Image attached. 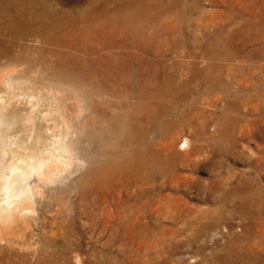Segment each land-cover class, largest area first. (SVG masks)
Returning <instances> with one entry per match:
<instances>
[{
  "label": "rangeland",
  "instance_id": "rangeland-1",
  "mask_svg": "<svg viewBox=\"0 0 264 264\" xmlns=\"http://www.w3.org/2000/svg\"><path fill=\"white\" fill-rule=\"evenodd\" d=\"M47 2L89 18L0 43V80L34 71H10L0 95L37 100L35 120L62 137L68 163L32 178L33 211L6 246L16 259L0 261L264 264V0H143L149 16L104 26L96 0ZM174 75L186 85L165 96Z\"/></svg>",
  "mask_w": 264,
  "mask_h": 264
},
{
  "label": "bare ground",
  "instance_id": "bare-ground-1",
  "mask_svg": "<svg viewBox=\"0 0 264 264\" xmlns=\"http://www.w3.org/2000/svg\"><path fill=\"white\" fill-rule=\"evenodd\" d=\"M96 0L92 2L93 6L89 12L95 17L100 18L104 22L110 19V24L118 21L119 19H137L149 16V11L154 7V3H144L143 0ZM172 2V1H171ZM175 3V2H174ZM184 3V2H183ZM115 4L114 9H110L111 5ZM186 6V5H185ZM171 7V6H170ZM185 9V8H184ZM188 9V8H187ZM191 9V8H190ZM169 10V9H168ZM158 11V10H157ZM161 13V12H160ZM166 13V12H165ZM187 13V12H186ZM90 14V15H91ZM229 14V13H228ZM66 11H58L54 6L52 7L47 0H0V43L5 39L17 35L37 34L41 33L43 37H52L49 35L51 31H62L65 29V24L69 26L71 22L78 20H88L86 18H70L67 16ZM155 17V16H154ZM168 17V16H167ZM170 17V16H169ZM180 17V16H179ZM79 18V17H78ZM105 19V20H104ZM169 19V18H168ZM177 19V18H176ZM85 20V21H86ZM144 21V20H143ZM158 21V20H157ZM160 21V20H159ZM178 21V20H177ZM150 22V21H148ZM186 22V21H185ZM61 23V25H60ZM107 23V22H106ZM138 23V22H137ZM167 23V22H166ZM194 23V22H193ZM108 24V23H107ZM183 24V23H182ZM64 25V26H63ZM109 25V24H108ZM131 25V24H130ZM135 25V24H134ZM165 25V24H164ZM67 26V27H68ZM125 26V25H124ZM225 26V25H224ZM76 27V26H74ZM160 27V26H159ZM172 27V26H171ZM213 27V26H212ZM259 27V26H258ZM131 28V27H130ZM137 28V27H136ZM158 28V27H157ZM75 29V28H74ZM73 29V30H74ZM128 29V28H127ZM146 29V28H145ZM149 29V28H148ZM205 29V28H204ZM208 29V28H207ZM224 29V28H223ZM151 30V29H150ZM258 30V28H257ZM137 31V30H136ZM220 31V30H219ZM226 32V30H223ZM228 31V30H227ZM260 31V30H259ZM107 32V31H106ZM155 32V31H154ZM190 32V31H189ZM217 32V31H216ZM48 35H47V34ZM141 33V32H140ZM166 33V32H165ZM259 33V32H258ZM147 34V33H145ZM159 34V33H158ZM163 34V33H162ZM173 34V33H172ZM225 34V33H224ZM99 35V34H98ZM142 35V34H141ZM187 35V34H186ZM214 36V35H213ZM217 36V35H216ZM58 37V36H56ZM167 37V36H166ZM196 37V36H195ZM212 37V36H211ZM16 38V37H15ZM223 37L219 36L218 39L208 42L206 47L214 49L222 44ZM230 38V37H229ZM12 39V38H11ZM23 39V38H22ZM139 39V38H138ZM152 39V38H151ZM166 39V38H165ZM215 39V37H214ZM227 39V38H226ZM224 39V40H226ZM83 40V39H82ZM140 40V39H139ZM150 40V39H149ZM170 40V39H169ZM187 40V39H186ZM195 40V39H194ZM204 40V39H203ZM145 41V40H144ZM171 41V40H170ZM259 41V40H258ZM9 42L10 39H9ZM150 42V41H149ZM191 42V41H190ZM59 43V41H58ZM73 43V42H72ZM96 43V42H95ZM198 43V42H197ZM14 44V43H13ZM63 44V43H62ZM258 44V43H257ZM16 45V44H15ZM128 45V44H127ZM149 45V44H148ZM49 46V45H48ZM173 46V45H172ZM176 46V45H175ZM185 46V45H184ZM216 46V47H215ZM57 47V46H56ZM194 47V46H193ZM160 48V47H159ZM225 49V48H224ZM26 50V49H25ZM66 50V49H65ZM242 50V49H241ZM60 51V50H59ZM203 51V50H202ZM201 51V52H202ZM257 51V50H256ZM58 52V51H56ZM94 52V51H93ZM200 52V53H201ZM209 52V51H208ZM251 52V51H250ZM259 52V51H258ZM59 53V52H58ZM57 53V54H58ZM80 53V52H79ZM187 53V52H186ZM215 53V52H213ZM235 53V52H234ZM20 53H18L19 55ZM203 54V53H202ZM209 54V53H208ZM218 54V53H217ZM233 54V53H232ZM253 54V53H252ZM251 54V55H252ZM37 55V54H36ZM107 56V54H105ZM6 56V55H5ZM68 56V55H67ZM73 56V55H72ZM83 56V55H82ZM105 56V57H106ZM189 56V55H188ZM208 56V55H206ZM235 56V55H234ZM249 56V55H248ZM43 57V56H42ZM49 57V56H48ZM86 57V56H85ZM108 57V56H107ZM116 57V56H115ZM229 57V56H228ZM227 57V58H228ZM21 58V57H20ZM25 58V57H24ZM60 58V57H58ZM102 58V56H101ZM124 58V57H122ZM205 58V57H204ZM264 58V57H262ZM105 59V58H104ZM207 59V58H206ZM218 59V58H217ZM221 59V58H220ZM24 60V59H23ZM63 60V59H62ZM131 60V59H130ZM47 61V60H46ZM70 61V60H69ZM209 61V60H208ZM32 62V61H31ZM34 62V61H33ZM32 62V63H33ZM58 62V61H57ZM184 62V61H183ZM212 62V60H211ZM222 62V60L220 61ZM226 62V61H225ZM26 63V62H24ZM35 63V62H34ZM51 63V62H50ZM98 63V61H97ZM108 63V62H107ZM153 63V62H152ZM180 63V62H179ZM185 63V62H184ZM190 63V62H189ZM188 63V64H189ZM209 63V62H208ZM215 64V62H213ZM217 63V62H216ZM228 63V62H227ZM15 64V63H14ZM27 64V63H26ZM38 64V63H37ZM84 64V63H83ZM127 64V63H126ZM125 64V65H126ZM156 64V63H155ZM25 65V64H24ZM57 65V63H56ZM151 65V64H150ZM149 65V66H150ZM206 65V64H205ZM208 65V64H207ZM252 65V64H251ZM116 66V65H115ZM148 66V67H149ZM163 66V65H162ZM181 66V65H180ZM211 66V65H210ZM224 66V65H223ZM3 67V66H2ZM7 67V66H6ZM30 66L19 68L20 70L10 69L9 72L25 73L31 81L30 77L34 76L33 70ZM38 67V66H37ZM44 67V66H43ZM165 67V66H164ZM184 67V66H183ZM189 67V66H188ZM213 67V66H212ZM211 67V69H212ZM217 67V66H215ZM254 67V66H253ZM1 68V67H0ZM66 68V67H65ZM126 68V67H125ZM154 68V67H153ZM36 69V68H35ZM68 69V68H67ZM191 69V68H190ZM60 70V69H59ZM62 70V69H61ZM192 70V69H191ZM205 70V69H204ZM214 70V69H213ZM245 70V69H244ZM5 71V70H4ZM66 71V70H65ZM157 71V70H156ZM189 71V70H188ZM193 71V70H192ZM7 72V71H6ZM5 73L4 77L0 80L2 82L13 75V73ZM72 72V71H71ZM116 72V71H115ZM159 72V70H158ZM164 72V71H163ZM176 72V71H175ZM200 72V71H199ZM206 72V71H205ZM214 72V71H213ZM58 73V72H57ZM60 73V72H59ZM99 73V72H98ZM118 73V72H117ZM143 73V72H142ZM178 73V72H177ZM41 74V73H40ZM49 74V73H48ZM53 74V73H52ZM51 74V75H52ZM163 74V73H162ZM180 74V73H179ZM190 74V73H189ZM215 74V73H214ZM16 75V74H15ZM22 75V74H21ZM42 75V74H41ZM50 75V76H51ZM118 75V74H117ZM128 75V73H127ZM143 75V74H142ZM207 75V74H205ZM23 76V75H22ZM43 76V75H42ZM57 76V75H56ZM132 75H130L131 78ZM176 75L169 77L165 82L169 90L165 92V96L170 94H178L183 90V85L176 83ZM18 77V76H17ZM193 77V76H192ZM35 78V77H34ZM44 78V77H43ZM69 78V77H68ZM199 78V77H198ZM11 79V78H10ZM39 79V78H38ZM200 79V78H199ZM202 79V77H201ZM215 79V78H214ZM24 80V79H23ZM45 80V79H44ZM178 80V79H177ZM190 80V79H189ZM205 80V79H204ZM2 81V82H1ZM22 81V80H20ZM210 81V80H209ZM216 81V80H215ZM7 82V81H6ZM47 82V81H46ZM108 82V81H107ZM132 82V81H131ZM157 82V81H156ZM212 82V81H211ZM214 82V81H213ZM21 83V82H20ZM24 83V82H23ZM44 83V82H43ZM91 83V82H90ZM11 84V82H10ZM9 84V85H10ZM13 84V83H12ZM27 84V83H26ZM30 84V83H29ZM59 84V83H58ZM72 84V83H71ZM4 85V84H3ZM8 85V86H9ZM5 86V85H4ZM7 86V85H6ZM12 86V85H11ZM10 86V87H11ZM16 86V85H15ZM49 86V85H48ZM21 87V86H20ZM33 87V85H32ZM45 87V86H44ZM43 87V88H44ZM133 87V86H132ZM12 88V87H11ZM9 89V87H8ZM14 89V88H13ZM35 89V88H34ZM10 90V89H9ZM8 90V91H9ZM39 90V89H38ZM37 90L38 94L40 93ZM166 90V89H165ZM41 91V90H40ZM43 91V90H42ZM52 91V90H51ZM144 91V90H143ZM154 91V90H153ZM35 92V93H37ZM44 92V91H43ZM47 92V91H46ZM149 92V91H148ZM19 93V92H18ZM28 93V92H27ZM150 93V92H149ZM157 93V92H155ZM17 93L9 91L6 95H0V252L3 257L12 261L15 258L13 249L12 252L8 251L6 246H13L14 241H11L14 233L11 231V225L20 219L28 217L32 211V204L34 202V186L32 178L36 177L38 181L50 180L55 174L61 171V167L65 164L66 158L62 155L66 147L62 137H58L54 133H49V127L43 125L35 120L33 112L37 108L34 99V104L28 105L23 103L20 105L16 102ZM43 94V93H42ZM37 95V94H36ZM158 95V94H156ZM32 96V95H31ZM43 96V95H42ZM153 96V95H152ZM161 96V94H160ZM176 96V95H175ZM24 97V96H23ZM28 97V95H27ZM35 97V95H34ZM44 97L47 98L45 95ZM179 97V96H178ZM31 98V97H30ZM38 98V97H35ZM19 99V98H18ZM27 99V98H26ZM29 99V98H28ZM155 99V98H154ZM157 99V98H156ZM159 99V98H158ZM30 100V99H29ZM41 100V99H40ZM153 100V99H152ZM163 100V98H162ZM165 100V99H164ZM174 101V99H171ZM32 101V98L31 100ZM42 101V100H41ZM44 101V99H43ZM50 101V100H49ZM168 101V99H167ZM24 102V101H23ZM27 101H25L26 103ZM33 102V101H32ZM40 102V101H39ZM144 102V101H143ZM162 102V101H161ZM164 102V101H163ZM172 102V101H171ZM41 103V102H40ZM31 104V103H30ZM52 104V103H51ZM170 104V103H169ZM45 105L42 104L41 106ZM47 105V104H46ZM53 105V104H52ZM167 105V103H166ZM161 106V105H160ZM168 106V105H167ZM46 108V107H44ZM135 108V107H134ZM164 108V107H163ZM162 108V109H163ZM166 108V107H165ZM38 111V110H37ZM155 111V110H154ZM164 111V109L162 110ZM39 116L43 118V111ZM168 112V111H167ZM166 112V114H167ZM38 113V112H37ZM45 113V112H44ZM37 116V115H35ZM47 116V115H46ZM45 117V114H44ZM38 118V120H39ZM168 121V120H167ZM166 121V122H167ZM46 122V121H45ZM49 123V122H48ZM132 123V122H131ZM137 123V122H136ZM168 123V122H167ZM166 123V124H167ZM172 123V121L170 122ZM162 124V123H161ZM166 126V125H165ZM182 127V126H181ZM140 129V128H139ZM160 130V129H159ZM70 132V131H69ZM129 132V131H128ZM67 135V134H66ZM68 137V136H67ZM136 140V139H135ZM143 140V139H142ZM128 142V141H127ZM126 142V143H127ZM132 143V142H131ZM186 146V141L184 142ZM49 145L58 148L57 152H52L48 149ZM118 145V144H117ZM172 145V144H171ZM133 146V145H132ZM18 147V150H17ZM161 147V146H160ZM166 147V146H165ZM171 147V146H170ZM41 148L40 150H38ZM122 148V147H121ZM138 149V148H137ZM133 149L131 154L135 155L138 150ZM140 149V148H139ZM131 150V149H130ZM124 151V150H123ZM68 153V152H66ZM162 154V153H161ZM135 157V156H133ZM165 157V156H164ZM156 158V157H155ZM147 159V158H146ZM150 159V158H149ZM70 160V159H69ZM68 160V161H69ZM136 160V159H135ZM145 162V161H144ZM66 163H68L66 161ZM108 171V170H107ZM61 173V172H60ZM166 174V173H165ZM54 178V177H53ZM147 178V177H146ZM106 179V178H105ZM49 182V181H48ZM75 184V183H74ZM93 184V183H92ZM39 187V186H38ZM42 191V190H41ZM80 191V190H79ZM257 194V193H256ZM82 197V196H81ZM264 200V199H263ZM251 203V202H250ZM262 203V202H261ZM264 203V202H263ZM251 205V204H250ZM259 207V206H258ZM261 207V206H260ZM46 209V208H45ZM262 209V208H261ZM260 210V209H259ZM263 211V210H262ZM61 212V211H60ZM262 214V212H261ZM264 217V216H262ZM31 218V217H30ZM29 218V219H30ZM28 219V218H27ZM36 219V218H35ZM31 221V219H30ZM34 221V220H33ZM21 222V221H20ZM24 222V221H23ZM27 222V221H26ZM28 223H26L27 225ZM68 225V224H67ZM15 226V225H14ZM20 226V225H19ZM18 226V227H19ZM58 226V225H57ZM31 227V225H30ZM19 229V228H17ZM23 229V228H22ZM27 229V228H25ZM29 229V228H28ZM62 230V229H61ZM67 230V229H66ZM24 231V229H23ZM27 231V230H26ZM35 231V230H33ZM19 233V232H18ZM23 233H21L20 237ZM17 235V234H16ZM24 235L27 236L25 233ZM23 235V236H24ZM255 235V234H254ZM22 236V237H23ZM19 237V236H18ZM19 237V238H20ZM257 237V236H256ZM35 238V237H34ZM69 238V237H68ZM18 239V238H17ZM22 239V238H21ZM25 239V237L23 238ZM245 240V239H244ZM23 242V241H22ZM25 244V243H24ZM20 245V244H19ZM31 245V244H30ZM29 246V245H28ZM25 248V247H24ZM28 248V247H27ZM65 248V247H64ZM19 251V250H18ZM263 254V253H262ZM43 255V254H42ZM51 256V255H50ZM243 257V256H242ZM257 257H261L257 256ZM16 259V258H15ZM3 262V258L0 257ZM264 260V259H263ZM0 261V262H1ZM23 261V260H22ZM262 261V260H261ZM0 264H3V263ZM14 262V261H13ZM12 262V263H13ZM260 260L255 259L254 264H260ZM9 263V262H8ZM6 263V264H8ZM27 264V263H26Z\"/></svg>",
  "mask_w": 264,
  "mask_h": 264
}]
</instances>
